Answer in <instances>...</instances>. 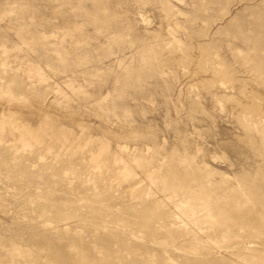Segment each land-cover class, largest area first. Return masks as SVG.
I'll use <instances>...</instances> for the list:
<instances>
[{
  "label": "rangeland",
  "instance_id": "rangeland-1",
  "mask_svg": "<svg viewBox=\"0 0 264 264\" xmlns=\"http://www.w3.org/2000/svg\"><path fill=\"white\" fill-rule=\"evenodd\" d=\"M0 264H264V0H0Z\"/></svg>",
  "mask_w": 264,
  "mask_h": 264
},
{
  "label": "bare ground",
  "instance_id": "bare-ground-1",
  "mask_svg": "<svg viewBox=\"0 0 264 264\" xmlns=\"http://www.w3.org/2000/svg\"><path fill=\"white\" fill-rule=\"evenodd\" d=\"M186 211H187V209H186ZM225 228V227H224ZM227 229V228H226ZM241 229V228H240ZM228 231V230H227Z\"/></svg>",
  "mask_w": 264,
  "mask_h": 264
}]
</instances>
